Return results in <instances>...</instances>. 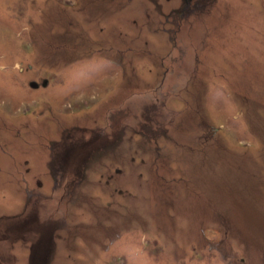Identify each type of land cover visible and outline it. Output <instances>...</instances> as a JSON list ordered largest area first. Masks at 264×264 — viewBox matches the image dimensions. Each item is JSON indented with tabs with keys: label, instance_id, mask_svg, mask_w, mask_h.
<instances>
[{
	"label": "rangeland",
	"instance_id": "rangeland-1",
	"mask_svg": "<svg viewBox=\"0 0 264 264\" xmlns=\"http://www.w3.org/2000/svg\"><path fill=\"white\" fill-rule=\"evenodd\" d=\"M0 264H264V0H0Z\"/></svg>",
	"mask_w": 264,
	"mask_h": 264
}]
</instances>
